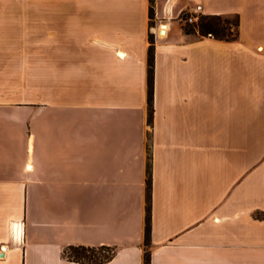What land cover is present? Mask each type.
<instances>
[{"label":"crops","instance_id":"0c3cea01","mask_svg":"<svg viewBox=\"0 0 264 264\" xmlns=\"http://www.w3.org/2000/svg\"><path fill=\"white\" fill-rule=\"evenodd\" d=\"M58 1L0 0V264H143L148 171L149 264H264V0Z\"/></svg>","mask_w":264,"mask_h":264},{"label":"trees","instance_id":"16d2710c","mask_svg":"<svg viewBox=\"0 0 264 264\" xmlns=\"http://www.w3.org/2000/svg\"><path fill=\"white\" fill-rule=\"evenodd\" d=\"M236 18L235 22H232L229 18L230 15H201L196 24L185 25L183 30L187 33L194 32L193 28L195 25L198 26L199 34L205 35L207 33H212L214 37L221 39H234L236 35L231 31V24L239 25V16L233 14ZM190 26V27H189ZM233 34V36H231ZM150 48L148 53V100L151 106L152 100V88H153V45L152 37L150 36ZM149 187H150V177L148 171L147 178V206H146V218H145V254L144 263H150L149 255V236H150V208H149ZM101 251H107V254H101ZM115 253V249H109L107 247L101 246L98 248L87 247V246H68L66 247L62 255L69 260L88 263V264H102L110 260Z\"/></svg>","mask_w":264,"mask_h":264},{"label":"built area","instance_id":"2783aa9c","mask_svg":"<svg viewBox=\"0 0 264 264\" xmlns=\"http://www.w3.org/2000/svg\"><path fill=\"white\" fill-rule=\"evenodd\" d=\"M199 14H201V6L196 5L191 11L180 12V14L178 15V20L182 26L193 25L197 23ZM205 36L214 37L212 33H207L205 34Z\"/></svg>","mask_w":264,"mask_h":264},{"label":"rangeland","instance_id":"374dc122","mask_svg":"<svg viewBox=\"0 0 264 264\" xmlns=\"http://www.w3.org/2000/svg\"><path fill=\"white\" fill-rule=\"evenodd\" d=\"M54 2H62L63 3V1H55V0H52V3H54ZM60 7V6H59ZM63 7V6H62ZM201 15H203V14H199V17L201 16ZM229 18H230V20L232 21V22H235V20H236V18L234 17V15L233 14H230V16H229ZM199 19V18H198ZM198 21V20H197ZM184 27H188V26H184ZM190 27V26H189ZM193 31L196 33V32H198V34H199V30H198V26L197 25H195L194 26V28H193ZM231 31L233 32V34L234 35H236V32L238 31V27L236 26V24H231ZM233 34L231 35V36H233ZM101 254H107V251H101Z\"/></svg>","mask_w":264,"mask_h":264},{"label":"bare ground","instance_id":"6f19581e","mask_svg":"<svg viewBox=\"0 0 264 264\" xmlns=\"http://www.w3.org/2000/svg\"><path fill=\"white\" fill-rule=\"evenodd\" d=\"M21 226H22V225H21ZM21 226H20V227H21ZM17 227H18V225H17ZM21 228H22V227H21ZM20 230H21V229H20ZM16 232H17V231H16ZM18 233H19V232H18Z\"/></svg>","mask_w":264,"mask_h":264}]
</instances>
